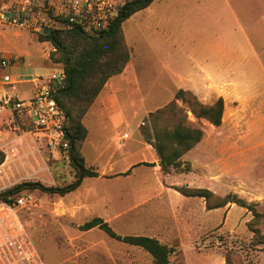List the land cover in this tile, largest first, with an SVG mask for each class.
<instances>
[{
  "label": "rangeland",
  "instance_id": "rangeland-1",
  "mask_svg": "<svg viewBox=\"0 0 264 264\" xmlns=\"http://www.w3.org/2000/svg\"><path fill=\"white\" fill-rule=\"evenodd\" d=\"M55 1L32 6L35 26L71 24L57 9L61 0ZM123 30L134 73L128 84H119L114 101L98 97L83 119L89 131L82 146L86 165L99 172L112 159L113 169L100 179H84L65 196L39 189L17 195L13 206L29 239L46 264H154L140 247L99 228L81 230L101 217L122 236L154 237L172 248L171 264H226L227 255L229 264H264V244L253 242L251 210L236 203L209 209L204 198L178 191L236 195L262 215L257 227L264 234V0H155ZM40 34L0 21V63H9L0 65V150L6 155L0 194L24 182L62 187L76 180L68 152L30 132L8 104L32 96L36 76L63 68ZM6 73L16 82L5 83ZM180 89L203 104L222 97L223 123L216 127L199 119L177 100L187 111L186 124L205 136L181 158L185 171L165 174L142 131L149 113L169 104ZM125 134L129 138L122 141ZM139 161L146 164L133 167Z\"/></svg>",
  "mask_w": 264,
  "mask_h": 264
},
{
  "label": "trees",
  "instance_id": "trees-1",
  "mask_svg": "<svg viewBox=\"0 0 264 264\" xmlns=\"http://www.w3.org/2000/svg\"><path fill=\"white\" fill-rule=\"evenodd\" d=\"M154 1L128 0L110 26L95 35L87 33L81 26L75 24H70L64 29L49 27L47 32L40 34L41 42H50L53 45L54 51L51 59L56 63H61L66 73L65 87L56 98L68 118L66 124L67 137L70 139L68 154L76 173V180L62 187L47 186L41 182L19 183L1 193L0 201L13 205L17 195L21 192L35 189L65 196L77 190L85 178L99 176L97 170L86 165V159L82 153L83 143L89 135L83 119L107 82L112 77L122 74L131 61V49L123 30L124 23L136 13L149 8ZM0 65L3 68L1 63ZM177 100L188 104L189 111H192L195 117L205 119L216 127L222 125L225 111V102L222 97L215 103L203 104L191 91L180 89L175 99L169 104L149 113V124L142 133L144 139L156 150L161 170L165 174L172 170L185 171L181 158L200 144L205 136L203 129L193 128L186 124L187 111L178 106ZM5 158V153L0 150V166ZM178 191L185 196L204 198L209 209H218L229 203L248 208L255 217L251 223L254 245L264 244V234L257 227L262 215L253 204H247L245 200L232 194L225 197L217 196L209 189L184 187ZM80 228L84 231L99 228L117 241L144 249L152 256L154 264H171L172 248L154 237L122 236L101 217L87 221ZM226 261V264L230 263V255H227Z\"/></svg>",
  "mask_w": 264,
  "mask_h": 264
},
{
  "label": "built area",
  "instance_id": "built-area-1",
  "mask_svg": "<svg viewBox=\"0 0 264 264\" xmlns=\"http://www.w3.org/2000/svg\"><path fill=\"white\" fill-rule=\"evenodd\" d=\"M45 0H0V21L20 29L34 28L42 34L49 30L46 26H35L31 9L34 4ZM52 5L55 0H50ZM124 0H61L57 5L71 24L81 26L91 35L107 29L119 16ZM3 68L9 66L7 60L1 62ZM3 81L13 84L10 74ZM35 93L26 98L9 101L10 108L30 132L48 139V144L66 152L70 149L67 137V115L57 101V95L65 87L66 73L63 68L43 77L36 76ZM125 134L122 141L128 139ZM18 202L22 203L20 199ZM0 264H46L40 251L29 239L26 229L13 205L0 201Z\"/></svg>",
  "mask_w": 264,
  "mask_h": 264
},
{
  "label": "crops",
  "instance_id": "crops-1",
  "mask_svg": "<svg viewBox=\"0 0 264 264\" xmlns=\"http://www.w3.org/2000/svg\"><path fill=\"white\" fill-rule=\"evenodd\" d=\"M143 11V10H142ZM125 24V23H124ZM131 62V61H130ZM133 70H132V66L130 65V63L127 65L125 71L120 74V75H117L115 77H112L106 84V86L104 87L103 91L101 92L100 96H99V100L100 101H114V96H118V89L117 87L119 86V84H128L129 81H130V77L131 75L133 74ZM7 74V73H6ZM5 75V74H4ZM3 75V76H4ZM2 76V78H3ZM32 82H33V79H32ZM35 93V92H34ZM113 98V99H111ZM114 106H116L114 104ZM113 106V107H114ZM110 109V108H109ZM150 147H153L151 144H149ZM111 158V156H109ZM155 163L157 164V168H160L159 166V161L156 160ZM155 163H149V164H155ZM112 163V159L107 161V168L106 169H103L102 171H99L100 175L98 177H92L91 179H100L102 178L103 175H105L107 172L111 171L113 168L111 166ZM140 164H146V162L144 161H139L137 163H135L133 165V167H135V165H140ZM109 165V166H108ZM109 169V171H107ZM111 169V170H110ZM130 171V170H129ZM125 173H128V172H125ZM87 178H85L86 180ZM141 186V185H140ZM147 188H145L146 190ZM162 189L165 190V189H168L165 187V185L162 186ZM106 221V220H105Z\"/></svg>",
  "mask_w": 264,
  "mask_h": 264
},
{
  "label": "water",
  "instance_id": "water-1",
  "mask_svg": "<svg viewBox=\"0 0 264 264\" xmlns=\"http://www.w3.org/2000/svg\"><path fill=\"white\" fill-rule=\"evenodd\" d=\"M9 107L11 108L12 106L11 105H9ZM190 114H193L191 111L189 112Z\"/></svg>",
  "mask_w": 264,
  "mask_h": 264
}]
</instances>
